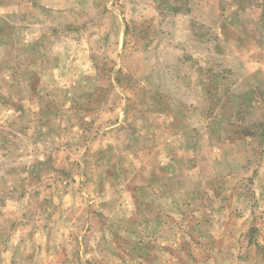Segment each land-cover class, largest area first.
<instances>
[{
    "label": "rangeland",
    "instance_id": "rangeland-1",
    "mask_svg": "<svg viewBox=\"0 0 264 264\" xmlns=\"http://www.w3.org/2000/svg\"><path fill=\"white\" fill-rule=\"evenodd\" d=\"M173 133L177 180L151 190ZM3 248L264 264V0H0Z\"/></svg>",
    "mask_w": 264,
    "mask_h": 264
},
{
    "label": "crops",
    "instance_id": "crops-1",
    "mask_svg": "<svg viewBox=\"0 0 264 264\" xmlns=\"http://www.w3.org/2000/svg\"><path fill=\"white\" fill-rule=\"evenodd\" d=\"M143 130L142 128H139L138 131ZM158 135V133H157ZM173 135V136H172ZM171 135L170 138H168L166 140V142L164 144H162L161 146V151L160 154H166V161L162 162L160 160L157 161H153L149 164H151L150 166H147V168H149L151 170V172L154 174L152 175L151 181L146 180L147 184H151V190H155L157 191V188L154 186V184L152 183L153 180H160V181H168L170 179H173L174 181H176V176L177 173L175 171H171L170 169H173V165H176V162L179 161V156L178 153L181 152V150H185L187 149L186 146L181 145L180 142L177 141L178 136L180 135L179 133H173ZM152 137L154 138V135L152 134ZM152 137H143L145 141V146H135L138 149V152H141L145 157L150 156L151 152L154 151L159 145V143L154 142V140L152 139ZM149 139V141H148ZM159 154V153H158ZM189 158H192L191 156ZM143 159H141L142 161ZM142 163H145L142 162ZM140 164V169H138V171L142 170L143 168H145V164ZM136 178L135 180L137 181L139 178V174L136 173ZM141 179L143 180V177L141 176ZM145 180V179H144ZM173 181V184H174ZM147 188V187H145ZM171 188V187H170ZM173 188V187H172ZM134 198V197H133ZM127 219V218H126ZM10 250L9 249H2V251L0 250V259L7 257L6 259L10 261ZM12 259V258H11ZM1 264V263H0Z\"/></svg>",
    "mask_w": 264,
    "mask_h": 264
}]
</instances>
